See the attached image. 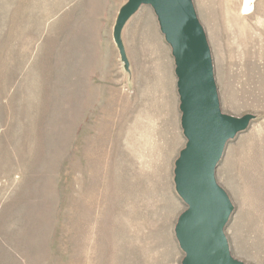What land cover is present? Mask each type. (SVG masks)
Masks as SVG:
<instances>
[{"label":"rangeland","instance_id":"rangeland-1","mask_svg":"<svg viewBox=\"0 0 264 264\" xmlns=\"http://www.w3.org/2000/svg\"><path fill=\"white\" fill-rule=\"evenodd\" d=\"M222 113L232 257L264 264V0H191ZM127 0H0V264H182L185 144L170 47Z\"/></svg>","mask_w":264,"mask_h":264},{"label":"water","instance_id":"water-1","mask_svg":"<svg viewBox=\"0 0 264 264\" xmlns=\"http://www.w3.org/2000/svg\"><path fill=\"white\" fill-rule=\"evenodd\" d=\"M142 5L152 8L170 47L185 144L175 160L173 181L185 207L177 218L175 238L182 264H244L231 256L225 225L233 206L215 181V170L229 139L244 130L250 116L220 110L210 48L191 0H127L120 8L114 41Z\"/></svg>","mask_w":264,"mask_h":264},{"label":"bare ground","instance_id":"bare-ground-1","mask_svg":"<svg viewBox=\"0 0 264 264\" xmlns=\"http://www.w3.org/2000/svg\"><path fill=\"white\" fill-rule=\"evenodd\" d=\"M251 3H252V0H243L242 10H241L243 14L247 15L251 12L252 7H253Z\"/></svg>","mask_w":264,"mask_h":264}]
</instances>
